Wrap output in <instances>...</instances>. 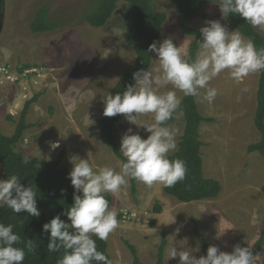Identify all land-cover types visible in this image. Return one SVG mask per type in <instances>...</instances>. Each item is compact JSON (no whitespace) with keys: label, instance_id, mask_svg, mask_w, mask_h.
I'll use <instances>...</instances> for the list:
<instances>
[{"label":"rangeland","instance_id":"obj_1","mask_svg":"<svg viewBox=\"0 0 264 264\" xmlns=\"http://www.w3.org/2000/svg\"><path fill=\"white\" fill-rule=\"evenodd\" d=\"M99 1L0 0V67L10 66L13 75L18 74L17 71L22 65L37 62L38 68L52 69L46 76H41L45 72L35 73L24 78L23 82L21 79L16 83L0 75V129L4 135H14L25 103L35 95H40L27 116V123L32 127L25 131L23 140L16 148L26 160H54L64 150V167L72 168L69 158L76 155L83 159L90 157V164L95 171L105 166L112 167L117 172L121 170L123 162L100 140L97 120L103 116V99L118 83L122 72L136 59L134 49L124 39L126 31L132 25V15L130 5L120 2L105 27L93 28L84 21V15ZM214 1L215 4L202 10L188 26L200 30L206 26V21L213 20L219 21L225 27L231 26L233 29H230L236 31L230 24L228 15L223 16L217 0ZM153 2L157 10L167 15V21L162 28L163 36L159 42L171 38L177 47L182 46L186 52L189 45L187 37L190 36L180 28V18L173 0ZM44 5L48 6L49 19L60 26L53 32L35 34L31 31V24ZM256 28L264 35V28ZM244 39L248 40L245 37ZM152 56L151 68L159 67L156 61L158 57L155 53ZM43 58L53 63L44 64ZM66 61H72L73 65L55 70L56 65L65 64ZM90 62H93L94 67L85 69ZM56 71L62 72L57 74ZM243 81L237 84L231 79L236 88H241L236 91L243 93L238 106L227 105L223 92H218L217 99L224 108L239 109L240 114L253 106L254 114L245 111L242 116L245 120L243 124L239 113L237 116L225 110L217 115L211 113L215 121L204 123L201 128V141L206 148H202L203 160L205 159L204 174L207 178L221 182L223 191L219 199L180 203L167 195L164 192L165 186L159 184L149 188L135 180L134 193L129 180L126 188L115 194L110 193L114 198L110 209L117 212L119 221V227L107 239L113 264H133V256L127 243L136 247L144 264H155L163 232L167 236V246L180 248L179 242L183 241L185 249L197 258L204 256V253L196 232L210 246H217L228 253L237 244L241 247L251 246L264 234V159L258 153H248V147L261 140L256 126H252V134L248 135L251 129L248 123L255 116L258 100L256 88L254 94L251 90L242 91L246 87ZM212 82L210 87L214 83ZM69 85L73 86L70 89L73 91L71 116L68 114L69 106L64 105L68 95H63ZM25 86L26 90L23 89ZM250 87H253V83ZM168 90H173L171 85L158 89V92ZM176 91L182 100L183 93ZM89 94L95 99L91 97L89 101ZM196 101L199 99L196 98ZM236 112L237 110L234 113ZM88 113L94 123L87 120ZM201 114L206 115L203 111ZM9 116L14 121H8ZM227 117H232V121L235 119L234 128L239 132V138L233 135V139L229 138L233 131H229L230 122ZM153 122V114L142 115L138 121L141 124ZM252 122L254 124V119ZM169 125L179 129L176 138L178 149L185 128L183 114L177 113L175 120ZM128 128L133 129V134L139 133L143 139L150 135L144 128L132 125L124 118L115 130L120 147L121 137ZM226 132L228 137L224 135ZM54 143H59L60 146L53 149L51 145ZM173 153H169V156ZM234 162L238 164L234 165ZM7 179L0 165V180ZM157 204L162 208L159 213L155 211ZM124 213H128L131 218L124 220ZM67 223L70 224V221ZM177 228L180 229L178 234ZM218 232L223 234L219 239ZM259 255L256 264H264V245ZM166 264H179V259L167 260Z\"/></svg>","mask_w":264,"mask_h":264},{"label":"clouds","instance_id":"obj_2","mask_svg":"<svg viewBox=\"0 0 264 264\" xmlns=\"http://www.w3.org/2000/svg\"><path fill=\"white\" fill-rule=\"evenodd\" d=\"M223 14H236L253 27L264 28V0H217ZM200 29L201 40L197 41L198 51L193 62L184 57L182 46L177 47L171 38L149 45L148 52L158 57L159 67L140 69L133 73L135 85H128L123 93L108 94L103 99L105 117L124 115L132 125L144 128L150 135L143 139L139 133L133 134L128 128L121 137L120 153L126 158L121 170L105 166L98 171L88 159L72 155L69 163L73 166L68 175L75 191L74 204L64 215L70 224L56 215L43 225L44 233H50L48 252L64 250L57 264H113L103 252L97 250L93 235L106 241L119 227L117 212L109 208L105 198L108 193H118L126 188L130 179H135L152 188L154 185L174 187L183 181L187 167L183 160L168 158L177 150L179 129L167 124L178 113L181 98L196 97L201 103L211 105L218 90L209 82L227 71L237 84L250 74L264 70V49L257 50L254 43L245 40L239 30L229 32L219 21H206ZM171 85L173 90L158 92V89ZM203 90V95L201 94ZM242 91L246 92L247 88ZM240 97H237L239 101ZM135 114V115H134ZM154 115L151 124L138 123L140 116ZM179 114H182L180 112ZM87 120L90 119L88 113ZM59 143L51 145L58 148ZM65 190H62V194ZM82 193V195H81ZM7 206L14 213L26 212L31 217H39L36 191L20 182L16 175L0 180V207ZM175 222V221H174ZM173 222V223H174ZM71 229V231H70ZM152 231H155L152 229ZM177 228L176 232L179 233ZM223 234L217 233V239ZM21 242L11 224L0 223V264H23L24 248L17 247ZM33 240L26 247L31 250ZM166 258H179V264H256L260 255H253L251 247L235 245L231 253L221 251L217 246H209L206 256L197 258L187 249L169 247Z\"/></svg>","mask_w":264,"mask_h":264},{"label":"trees","instance_id":"obj_3","mask_svg":"<svg viewBox=\"0 0 264 264\" xmlns=\"http://www.w3.org/2000/svg\"><path fill=\"white\" fill-rule=\"evenodd\" d=\"M120 2L130 5L132 15V25L126 31L125 42L134 49L136 59L121 75L120 80L111 90L110 94L123 93L128 85L135 84L133 73L140 69H149L152 66L153 56L148 52L149 45L161 39L162 28L167 21L165 12L155 8L153 0H100L97 5L89 9L84 15V21L93 28L105 27L114 13L118 9ZM176 12L180 18V28L189 36L194 38L189 47L187 60L191 63L195 60L198 44L201 40L200 30L190 28L189 22L209 5L215 4L214 0H173ZM48 6H42L36 14V18L31 24V31L35 34L53 32L60 26L49 19ZM230 24L233 25L242 36L252 41L257 50L264 49V35L256 27L247 23L245 19L236 14H227ZM37 67V65H22L18 72L22 73L27 69ZM40 95H35L27 101L21 111L20 119L13 136L4 135L0 129V165L3 167L4 176L10 178L16 175L25 186L32 187L37 194V207L41 215L31 217L26 212L14 213L7 206L0 207V223L6 226L11 224L14 233L18 234L21 242L17 247L24 248L25 259L23 264H57V260L64 255V250L58 252H48L50 233H44L43 225L50 222L56 215L68 222L64 215L73 206L74 187L71 185L68 175L72 168L63 166L66 151H62L58 157L50 161H41L38 158L26 160L22 153L16 151L18 144L23 140L24 133L32 126L27 123V116L34 103L38 101ZM257 110L255 115V126L261 135V140L248 147V153H258L264 159V70L260 71V83L257 94ZM184 116L185 128L178 145V149L168 156L170 160L181 159L185 162L187 172L185 179L177 183L174 187H164V192L177 199L180 203L190 204L193 202L218 199L223 191L220 181L207 178L204 174V160L201 141L200 128L204 122L211 123L213 119L204 118L199 112L196 97L184 96L181 100L178 113ZM177 114V113H176ZM167 124L175 120V115ZM124 115L115 117H103L97 121L100 131V140L104 146L111 149L113 154L122 162L126 158L120 153V146L117 142L115 130L121 124ZM8 121H14L9 116ZM133 192H136L135 179H130ZM62 190H65L62 194ZM82 195V193H81ZM105 198L109 202V208L113 205L114 198L108 193ZM157 213L162 208L155 206ZM71 231V229H70ZM198 242L204 253L210 246L207 240L196 232ZM97 244V250L103 252L111 260L109 254L108 241L100 240L96 236L92 237ZM33 240L34 246L31 250L26 247L27 241ZM167 236L163 232L161 242L156 255L155 264L165 263V250L167 249ZM264 245V234L255 242L251 250L253 255L260 254ZM132 256L133 264H144L135 246L127 243ZM92 264H98L93 261Z\"/></svg>","mask_w":264,"mask_h":264},{"label":"crops","instance_id":"obj_4","mask_svg":"<svg viewBox=\"0 0 264 264\" xmlns=\"http://www.w3.org/2000/svg\"><path fill=\"white\" fill-rule=\"evenodd\" d=\"M227 29H228V31L229 32H233V27H226ZM230 28H232V29H230ZM163 32H164V30L162 31V35H161V37L163 36ZM187 42L189 43V45H188V49H186V52L185 53H187V55H188V51H189V47H190V45L193 43V41H194V38L193 37H191L190 36V38H188L187 37ZM154 54V53H153ZM187 55L185 56L186 58L185 59H187ZM73 58V57H72ZM43 62H44V64H51V63H53V62H51V60H46L45 58H43ZM70 62H72V61H66L65 62V64H62V65H56V67H57V69H55V70H59V69H62L63 67H67L68 68V65L69 66H71V65H73V62L72 63H70ZM55 63V62H54ZM37 64H39V62H37V63H32L31 65H37ZM94 67V65H93V62H90L89 63V65H86L85 66V69H87V68H93ZM36 68H38V67H36ZM53 68V67H52ZM50 69L51 68H49V67H47V69H43V68H38V70L40 71V72H45L44 74H42L41 76L43 77L44 75L46 76V74L47 73H49L48 71H50ZM52 70V69H51ZM125 71V70H124ZM123 71V72H124ZM57 72V74H60V72H62V71H56ZM122 72V73H123ZM17 75H19V76H21L20 74V72H18L17 71ZM64 73V72H63ZM63 75V74H62ZM21 79H22V82H23V79L24 78H22L21 77ZM20 79V80H21ZM213 82V84L211 85L212 87H214V88H216L217 90H218V92H223L224 93V101L225 100H227V105H229V106H238V100H237V97L239 96L240 97V95L241 96H243V93H240V92H237L236 90H238V89H241V88H236V86H235V82L234 83H231V78H230V76H229V74H228V72L227 71H225V72H223V73H221L218 77H216L215 79H213L212 80ZM211 82V81H210ZM209 82V85L211 84ZM13 83H16V82H13ZM246 83V87L245 88H247V91L246 92H248V91H250L251 90V93L252 94H254V89L256 90V94H258V90H259V83H260V72H258V73H253V74H250L247 78H245L244 79V81H243V84H245ZM253 83V89L250 87L251 86V84ZM71 87L73 88V86H71V85H69V88H66L64 91H65V94H63V95H68V97L64 100V105L65 106H69V108H70V112L68 113L70 116L71 115H73V108H72V106H73V91L71 90L70 91V89H71ZM64 88H65V85H64ZM244 88V89H245ZM23 89H25L26 90V86L23 88ZM110 94V93H109ZM201 94L203 95V93L201 92ZM222 95H220V97H221ZM91 97H93L91 94H89V101H90V98ZM257 97V96H256ZM93 99H95L94 97H93ZM232 100H233V102H232ZM62 101V100H61ZM61 101H59V104H61ZM218 99H217V97H216V99L214 100V102L211 104V105H209L207 102H203V103H201L200 102V100L199 101H197V105H198V108H199V111H200V108H201V111H203L206 115L205 116H203L202 114V116L204 117V118H207V119H213L214 117H211V113H213V114H218V113H220V111H223V110H225L226 112H230V114H234L235 116H237L238 115V113H239V115H241V123H243L245 120L243 119L244 117H242V116H244V114H245V111H248V113H249V111L252 113V114H254V109H253V106H251L249 109H245V111H243L242 112V114H240V110L239 109H236V108H233V107H227V108H224V105H222L220 102H219V104H218ZM90 106H92V103H90ZM237 110V112H236V114L234 113L235 111ZM256 110H257V107H256ZM201 111H200V113H201ZM225 112V113H226ZM31 113V112H30ZM230 114H228V115H230ZM30 115V114H29ZM255 115H256V111H255ZM104 117V115L101 117L100 116V118L99 119H101V118H103ZM98 119V120H99ZM227 119L229 120V122H230V126H229V124H227V126H229V131H233L232 132V134L230 135L229 134V138L230 139H233V137H238L237 135H238V131L234 128V121H235V119L232 121V117H227ZM253 119H254V124H253ZM97 120V121H98ZM214 120V119H213ZM215 121V120H214ZM204 123H208V122H204ZM204 123H202V124H204ZM247 123V122H246ZM202 124H201V128L203 127L202 126ZM244 124V123H243ZM250 126H251V129H250V131H249V134L248 135H251L252 134V126H253V128H254V126H255V116L254 117H252V120H251V123L249 122L248 123ZM252 124V125H251ZM201 128H200V135L202 134L201 133ZM227 129V128H226ZM100 132V131H99ZM238 132V133H237ZM235 134V135H234ZM224 135L226 136V137H228V132H226V133H224ZM232 135H233V137H232ZM202 136V135H201ZM239 138V137H238ZM201 139H202V137H201ZM261 139V138H260ZM260 141V140H259ZM258 141V142H259ZM257 143V142H256ZM224 148V147H223ZM203 149L204 150H206V148H204V146H203ZM202 149V150H203ZM221 149V148H220ZM204 161H205V159H204ZM236 164H238V162H234V165H236ZM219 199V198H218ZM215 200H217V199H215ZM179 244L181 245L180 246V248L181 249H185V244H184V242L183 241H180L179 242ZM255 244V243H254ZM254 244H252L250 247L252 248V246L254 245ZM169 247H171L170 245L169 246H167V248H169ZM167 258H166V253H165V263H167V260H166ZM179 259V258H178Z\"/></svg>","mask_w":264,"mask_h":264},{"label":"built area","instance_id":"obj_5","mask_svg":"<svg viewBox=\"0 0 264 264\" xmlns=\"http://www.w3.org/2000/svg\"><path fill=\"white\" fill-rule=\"evenodd\" d=\"M35 73L40 74V71L36 67L25 70L24 72H22L20 74L21 76L15 75V74L13 75L11 73V67L10 66L5 65L3 67H0V75L4 76L6 79H8L12 82H17L21 79V77L27 78L29 75L35 74ZM123 218H124V220H129L131 218V216L128 215V213H124Z\"/></svg>","mask_w":264,"mask_h":264}]
</instances>
